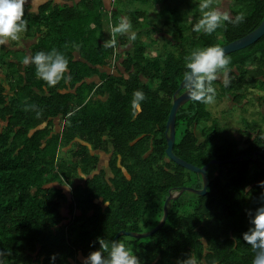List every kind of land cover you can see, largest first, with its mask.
Listing matches in <instances>:
<instances>
[{
  "label": "trees",
  "instance_id": "obj_1",
  "mask_svg": "<svg viewBox=\"0 0 264 264\" xmlns=\"http://www.w3.org/2000/svg\"><path fill=\"white\" fill-rule=\"evenodd\" d=\"M51 7L44 5L32 20H26V35L39 34L35 53L55 48L66 56V80L49 87L36 77L34 65L22 64L21 69L5 59L6 52L0 53L1 64L8 68L6 82L0 83L3 264H52L53 254H57L55 264H82V257L100 248L97 237L111 241L122 230L142 232L145 207H153L159 221L170 191L189 184L190 178L197 179L166 153V123L186 71L185 57L194 48L223 46L239 39L264 19V0H234L230 15H243V22H224L205 35L192 31L200 12L182 23L175 14L176 22L171 23L174 18L151 20L142 7H116L111 14L113 24L127 16L136 39L118 35L115 48H104L110 35L104 31L108 13L101 0H83L73 8ZM159 26L172 30L173 36L167 35L174 40L171 45L174 37L179 38L178 48L148 50L146 42L156 39L151 30ZM145 32L147 40L142 38ZM227 56L231 58L229 82L225 84L220 77L214 81L212 104L227 97L247 112L240 106L248 98L249 88L264 90V35ZM134 90L146 96L135 118L131 108ZM33 105L42 110L39 119ZM229 109L215 116L209 104L190 99L181 105L175 153L200 167L212 159L222 162L208 168V192L199 196L184 191L172 199L165 224L150 237L140 241L120 236L142 264H177L178 259H187L188 253L201 264H252L254 253L243 233L250 227L249 211L254 214L264 192L259 187L264 181V114L263 124L245 123L248 128L243 127L241 133L249 138L246 147L239 148L240 141L231 138L227 123L219 120ZM241 117L246 121V116ZM208 119L211 124L206 123ZM56 120H60L59 131L55 130ZM200 124L201 131L197 129ZM63 146H69L66 156ZM99 150L111 154L109 171L113 175L106 169L98 171ZM82 174L86 179L74 189L76 204L67 209L65 186L47 184L73 185ZM196 175L197 185L202 186V178ZM187 193L193 195L185 196ZM71 220L74 222L68 226Z\"/></svg>",
  "mask_w": 264,
  "mask_h": 264
},
{
  "label": "clouds",
  "instance_id": "obj_2",
  "mask_svg": "<svg viewBox=\"0 0 264 264\" xmlns=\"http://www.w3.org/2000/svg\"><path fill=\"white\" fill-rule=\"evenodd\" d=\"M200 17L194 23L192 31L211 35L219 29L224 22L239 24L243 22V15H237L233 18L226 10L214 6V0H194ZM28 0H0V46L8 45L11 41L20 39V35L27 30V21L25 17V5ZM30 11L31 5H30ZM110 39L104 41L102 47L115 48L117 36L128 35L130 40L136 39V33L132 31V24L127 16L120 17L118 23L111 26ZM68 59L59 50L53 48L49 52L38 51L35 54H29L23 59V64L34 65L36 77L43 80L49 87H55L61 80L68 77ZM231 58L227 56L226 51L219 44L207 47L194 48L189 55L185 57L184 86L188 96L194 102L202 104H212L215 102L216 89L214 81L223 74L224 82H229V65ZM146 99L141 90H134L131 100L132 117L142 111L141 102ZM36 118L42 116V110L36 108ZM259 187L264 188V181L259 182ZM247 190V189H246ZM71 204L74 202V190L71 187ZM260 206L249 211L250 227L243 233V240L250 245L254 257L252 264H264V192L258 197ZM76 213L79 211L76 210ZM74 220L69 222L68 226ZM67 226V227H68ZM235 239V238H234ZM239 241L236 239V242ZM100 245L98 250L92 251L82 261V264H142L141 259L133 252L132 248L127 247L120 240L107 241L104 238L97 237ZM5 255L0 251V257ZM187 259H178L177 264H201L194 254L188 253ZM57 254L51 256L52 264H55ZM0 264L3 261L0 260ZM77 264V263H75Z\"/></svg>",
  "mask_w": 264,
  "mask_h": 264
},
{
  "label": "rangeland",
  "instance_id": "obj_3",
  "mask_svg": "<svg viewBox=\"0 0 264 264\" xmlns=\"http://www.w3.org/2000/svg\"><path fill=\"white\" fill-rule=\"evenodd\" d=\"M140 0H117L116 1V6L119 9L124 8L125 9H140L141 7L143 9H146L149 14H150V19L153 20L155 19L156 21L159 19V22H161V19L164 21V19L166 20V17L169 18H174L172 20L171 23H175V14L177 15L179 21L178 23H182L183 20H187L190 21L192 19H195L197 13H199V9L196 5V3L194 2V0H160L158 2H156L155 0H141L140 2H137ZM234 0H214V6H217L219 8H221L222 10H226V11H230V7L233 4ZM131 7V8H130ZM173 8L177 9V12L175 11V13L173 12ZM168 12H167V11ZM172 11V12H171ZM159 14V15H158ZM159 16V18H158ZM154 22V21H153ZM158 22V21H157ZM156 22H154L155 24ZM144 24V23H143ZM145 26V25H144ZM104 31H106L107 33H110L111 30V19L109 18V16L107 15V17H105L104 19ZM154 38H156L155 40H149L146 42V45L148 46V50H151L152 48H178V37H174L176 38V41L174 42V45H171V43H173V41L171 40V37L169 39V36H167L168 34L173 36L172 30H170L169 28H166L164 26H159V28H152L151 33H154ZM157 32V33H156ZM24 33H22L20 35V39L24 37ZM153 35V34H152ZM17 40V41H11V44L14 45L15 48L9 49L8 48H4L3 46H0V52H1V56H3V52L7 53V56L5 57V59L7 58V60L9 59H17V61H14V63H16L18 65L19 68H21L20 64H23V59L28 56L29 54H35V51L33 50V48H35V43H33V46H30V48H18L19 46H21V40ZM169 39V40H168ZM37 44V42H36ZM24 45V44H23ZM18 48V49H17ZM0 65H1V61H0ZM25 65V64H23ZM7 65L5 64L3 68H1L2 71L6 72L7 70ZM23 69V68H21ZM3 76L0 74V79ZM221 80H224L223 75L220 76ZM263 88L260 87H256V88H249L248 92V98L246 99V101L244 102L245 104V108L247 109V112H242L239 110V107H235L237 106L236 104H232V100L227 97L222 98L220 101H218L217 104H215L213 106V104H209V107L213 110L212 112H214L215 116H217L218 114H221V111L223 112V109L225 108H229V112H227L225 115L223 116V120H221V117H219L220 121L224 122V123H229L232 126V131L235 133H233V136H235L236 138H240V135L238 134V130L241 127H247V125L245 124L247 121H252L253 117H255L254 120L256 121H262L260 115L264 114V107L263 105H260V103H264V99L260 97V94L263 96L264 95V90H262ZM229 100V101H228ZM263 100V101H262ZM235 107V108H234ZM233 112V114H231V112ZM261 111V113L259 112ZM230 113V114H229ZM225 114V112L223 113ZM232 115V116H230ZM241 115L246 116V121L242 122V117ZM206 121V120H205ZM208 123H211V121L209 120ZM242 123V124H241ZM254 126V125H253ZM201 124L200 126L197 128L199 131H201ZM231 138L232 134L229 135ZM247 138H249V136H247ZM179 139V136L178 138ZM241 139V138H240ZM240 139H237L238 141ZM74 145H72L73 147ZM64 147H62V151L64 150ZM112 153V152H111ZM111 155V154H110ZM101 157L103 159L107 158L108 156L105 155L104 152H101ZM120 161V160H119ZM112 173L110 172V175ZM194 178L196 177L198 179V175L196 174H191ZM128 179H131V175L129 177H127ZM197 179L196 180H192V183H189L187 185H185L186 187H194L197 189L202 188V186L197 185ZM190 193L185 194V196H188ZM193 195V194H190ZM69 205L72 203V201H69ZM68 205V206H69ZM147 209L146 215L143 217L142 222L140 223V229L142 230V232L148 231L150 229L149 226H155L159 223L158 221V215L153 211V207L149 208V207H145ZM68 209V207H67ZM163 217V214H162ZM161 217V218H162ZM152 230V228H151ZM140 232V233H142ZM150 237V236H148ZM148 237H142V238H138V240L142 241L145 240ZM133 238H125V240H130ZM84 257L81 258V261H83ZM80 260V259H79ZM77 264H79L78 262H76Z\"/></svg>",
  "mask_w": 264,
  "mask_h": 264
},
{
  "label": "water",
  "instance_id": "obj_4",
  "mask_svg": "<svg viewBox=\"0 0 264 264\" xmlns=\"http://www.w3.org/2000/svg\"><path fill=\"white\" fill-rule=\"evenodd\" d=\"M264 35V19L262 23L252 32L249 34L236 39L230 43H227L223 46L222 48L225 49L226 54L232 53L234 51L243 49L248 47L249 45H252L256 41H258L262 36ZM184 90V91H182ZM182 91V92H181ZM190 100V97L187 94V91L184 86V79L182 80L179 88L176 90L173 98V103L171 106V110L168 116V120L166 123V134H167V148H166V153L167 156L173 160L176 164L182 166L183 168L194 172L196 174H199L200 177L202 178L203 182V187L200 189L194 188V187H182L180 190L177 191H170L169 196L164 202V212H163V217L161 218L160 222L152 228V230L146 231V232H134V231H120L118 234L115 236V240H119L120 236L125 234L129 235L135 238H142V237H148L151 236L153 233L158 231L163 227L165 224L168 214H169V202L180 196L184 191H191L194 192L195 194L199 196H203L208 192V185H209V177H208V168L210 164L212 163H221V160L218 159H212L210 162L205 164L204 166L200 167L192 162H189L183 158H181L179 155H177L174 151V146L176 142V119H177V114L178 111L184 103ZM246 155H241V157H244Z\"/></svg>",
  "mask_w": 264,
  "mask_h": 264
},
{
  "label": "crops",
  "instance_id": "obj_5",
  "mask_svg": "<svg viewBox=\"0 0 264 264\" xmlns=\"http://www.w3.org/2000/svg\"><path fill=\"white\" fill-rule=\"evenodd\" d=\"M82 1L83 0H28V4H26L25 5V17H24V19L25 20H32L33 18H34V16H36L40 11H41V9H42V7H44V5H49V4H51V8H53V7H56V6H61V7H63V8H73V7H76V6H80V4L82 3ZM102 2H103V6H104V10L108 13V16H109V18L111 19V14H112V11H113V9L114 8H116L117 6H116V1L117 0H101ZM30 5H31V11L29 10L30 9ZM112 25H114L113 24V21H112V19H111V26ZM24 37L23 38H21L20 40H21V46H19L18 48H30V46H33V43H35V45H36V42H38V38H39V34H37L36 36H33V37H29V36H27L26 35V31L24 32ZM148 35H147V33L145 32L143 35H142V38L144 39V40H147L148 39V37H147ZM24 44V45H23ZM4 48H8V50L9 49H12V48H15L14 47V45L13 44H11V42H10V44H8V45H2ZM131 46V43L127 46V47H125V48H129ZM17 48V49H18ZM123 48V47H122ZM1 53V52H0ZM9 60H11V61H17V59H14V58H12V59H9ZM22 64H20V66H21ZM4 67V65H0V74L3 76L1 79H0V83L1 82H6V80H7V77H6V75H5V72L4 71H2L1 70V68H3ZM103 70H105V71H108V70H110V68H108V67H104L103 68ZM113 72V70L111 69V73ZM94 78H96L97 79V76H95ZM248 93V92H247ZM260 98L259 99H261L262 98V95L260 94V96H259ZM246 101V100H245ZM244 101V102H245ZM263 101V100H262ZM260 105H263V107H264V103H260ZM240 107H245V104L243 103ZM233 112L234 111H232V113L231 114H233ZM259 112H261V111H259ZM223 113H222V111H221V114L220 115H222ZM230 114V113H229ZM230 116H232V115H230ZM262 116V114L260 115V117ZM255 119V117H253V120ZM208 121H209V119L208 120H206V123L207 124H211V123H208ZM257 124H261L262 123V121H256V120H254ZM242 122H244V120H242ZM248 122V121H247ZM55 130L56 131H59L61 128H60V120H56L55 121ZM242 124V123H241ZM263 124V123H262ZM227 126H228V131L233 135V131H232V126L229 124V123H227ZM243 127H241V128H239V129H237L238 130V134L240 135V138H236L235 136V138L236 139H240L239 141H240V143H239V148H245L246 147V144H245V141H246V139H247V136L248 135H246L245 133H241V129H242ZM199 134H201V133H199ZM235 134V133H234ZM245 134V135H244ZM69 148V146H67V147H64V150L62 151V153H63V156H66V154H67V149ZM107 158H109V159H111V155L109 154L108 155V157ZM103 158L100 156V160H99V168H101L103 165H105V168H106V171L108 172V174L110 175V171H109V168H108V166L106 165V162L107 161H109V159L107 160V161H103L102 160ZM119 161V160H118ZM85 179H86V176L85 175H81V177H78L77 178V180L75 181V184H73V185H69V184H64V185H62V184H59V182L58 181H53V182H50V183H48L47 185L48 186H65V189L67 190V193H68V195H69V201H71V191H70V188L72 187L73 188V190L75 189V187H76V185L79 183V184H82V183H84L85 182ZM69 201H67L66 203H65V208H67L68 207V205H69ZM105 206V205H104ZM66 211V210H65Z\"/></svg>",
  "mask_w": 264,
  "mask_h": 264
},
{
  "label": "flooded vegetation",
  "instance_id": "obj_6",
  "mask_svg": "<svg viewBox=\"0 0 264 264\" xmlns=\"http://www.w3.org/2000/svg\"><path fill=\"white\" fill-rule=\"evenodd\" d=\"M229 10H230V9H229ZM229 13H230V11H229ZM253 121H254V120H252V121H250V122L248 121V122H249V123H252ZM99 151H100V152H103V151H101V150H99ZM104 153H105V152H104ZM100 154H101V153H100ZM105 155L108 156L109 154H106V153H105ZM108 159H109V158H105L104 160H103V159H102V160H103V161H107ZM111 160H112V159H109V161L106 162V165L108 166V168L110 167V163H111L110 161H111ZM101 169H104V170H105V169H106V168H105V165H103L101 168L98 167V171L101 170ZM110 172H111V171H110ZM111 173H112V172H111ZM111 175H113V173H112ZM111 175H109V176H111ZM190 180H191V181H190L189 183H192V179H191V178H190ZM183 187H184V186H183ZM202 187H203V186H202ZM178 190H180V189H178ZM171 191H177V189H174V190L172 189ZM190 192H191V191H190ZM178 197H179V196H178ZM99 203L105 205V203H103V200H102V199L99 200ZM169 203H170V202H169ZM163 209H164V205H163ZM169 209H170V205H169ZM163 211H164V210H163Z\"/></svg>",
  "mask_w": 264,
  "mask_h": 264
}]
</instances>
